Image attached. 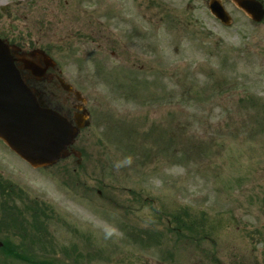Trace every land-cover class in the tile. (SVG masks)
<instances>
[{
    "label": "rangeland",
    "instance_id": "rangeland-1",
    "mask_svg": "<svg viewBox=\"0 0 264 264\" xmlns=\"http://www.w3.org/2000/svg\"><path fill=\"white\" fill-rule=\"evenodd\" d=\"M207 1L0 0L89 111L77 167L0 145V264H264V19Z\"/></svg>",
    "mask_w": 264,
    "mask_h": 264
},
{
    "label": "water",
    "instance_id": "water-1",
    "mask_svg": "<svg viewBox=\"0 0 264 264\" xmlns=\"http://www.w3.org/2000/svg\"><path fill=\"white\" fill-rule=\"evenodd\" d=\"M231 1L255 21L264 15L257 0ZM209 8L223 23L230 22L219 0H209ZM14 60L8 44L0 39V137L32 166H46L63 155L85 117L73 127L60 114L41 107L32 89L22 80ZM25 68L36 76L44 71L37 66Z\"/></svg>",
    "mask_w": 264,
    "mask_h": 264
},
{
    "label": "flooded vegetation",
    "instance_id": "flooded-vegetation-1",
    "mask_svg": "<svg viewBox=\"0 0 264 264\" xmlns=\"http://www.w3.org/2000/svg\"><path fill=\"white\" fill-rule=\"evenodd\" d=\"M26 59H28V60H30L31 62H34L35 64H40V65H44V62H43V59L41 58V57H36V58H34V57H25ZM20 66H23V63H22V61L20 60H18V62H17ZM24 73H25V75H26V78H32V75L30 74V72H28V71H24ZM49 77L52 79L53 77H57V76H52V75H49ZM35 79V78H34ZM57 108L58 109H60L61 111H63V112H66V113H68L69 112V108L68 107H66L65 105H63V104H58L57 105ZM76 113H74L73 112V115H75Z\"/></svg>",
    "mask_w": 264,
    "mask_h": 264
},
{
    "label": "clouds",
    "instance_id": "clouds-1",
    "mask_svg": "<svg viewBox=\"0 0 264 264\" xmlns=\"http://www.w3.org/2000/svg\"><path fill=\"white\" fill-rule=\"evenodd\" d=\"M125 162H126V163H131V159L128 158Z\"/></svg>",
    "mask_w": 264,
    "mask_h": 264
}]
</instances>
